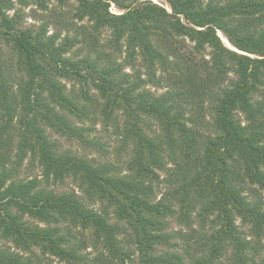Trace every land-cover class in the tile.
Returning a JSON list of instances; mask_svg holds the SVG:
<instances>
[{"label": "trees", "instance_id": "obj_1", "mask_svg": "<svg viewBox=\"0 0 264 264\" xmlns=\"http://www.w3.org/2000/svg\"><path fill=\"white\" fill-rule=\"evenodd\" d=\"M68 1L0 0V113L5 117L0 241L20 251L0 246V264H41L34 259L35 249L65 264H84L78 247L85 240L72 237L76 229L81 235L91 232L94 246L107 253L92 264L129 258L121 235L134 245L140 264H221L223 258L227 264H252L253 247L242 226L256 240L264 239V201L247 189L264 190V0H163L170 12L151 0H77L69 11L48 14L47 4L66 7ZM111 3L120 14L109 12ZM32 4L45 12L40 18L34 11L33 17L41 19L34 18L41 22L38 30L24 26L22 9ZM85 20L88 26L76 25ZM52 24L66 33L61 43L60 33L47 35ZM105 29L110 37L101 44ZM3 46L14 51L24 74L18 94L10 84ZM122 53L130 63L140 59L145 81L127 78L117 62ZM73 79L86 86L80 95L84 103L64 83ZM145 83L163 92L151 93L142 88ZM88 86L97 95L91 97ZM18 110L16 162L29 155L45 181L72 179L90 203H106L114 218L86 207L75 192L57 194L35 179H14L5 164L11 119ZM66 114L81 126L71 124ZM99 115L105 129L115 126L123 141L133 144L129 173L62 152L45 132L44 127L52 129L84 149L102 148L91 137V126L82 124ZM149 118L161 124L164 137L146 132ZM166 151L175 169L168 173L167 198L157 201L152 183L158 179L155 169L167 172ZM195 212L201 223L211 224L209 235L192 230L199 257L187 250L188 236L166 232L168 219L192 229ZM25 216L47 226L30 224ZM73 238L80 245L74 247ZM179 238L187 244L190 263L170 251ZM159 247L168 250L159 252ZM262 248L264 264V242Z\"/></svg>", "mask_w": 264, "mask_h": 264}, {"label": "rangeland", "instance_id": "obj_2", "mask_svg": "<svg viewBox=\"0 0 264 264\" xmlns=\"http://www.w3.org/2000/svg\"><path fill=\"white\" fill-rule=\"evenodd\" d=\"M13 1H16V0H13ZM76 1L77 0H69L66 7H57V8H55L57 4H54L51 2L47 4V9H48L47 12L49 15H51L53 12H60L62 10L69 11L70 9L74 7V5H76ZM151 1L153 3L159 4L160 6H163L164 8H166V10L170 12V9L168 5L165 3V1L163 0H151ZM34 11H35V15L39 16L40 18H41V15L45 14V12L40 10V8L36 6V4L29 5L28 7L22 9V12L26 14L24 26H32L33 29L38 30V27L41 24V22L38 20H41V19L33 17ZM109 12L112 14H120L121 11L118 8H116V6L113 3H111ZM9 13H12V11H10ZM34 18L38 20H35ZM89 24L90 23H88L86 20L83 23L76 21V25L78 26L80 25L88 26ZM53 33H60L61 36H60L59 43H61V40L66 35L64 30H60L54 24H52V26L48 28L47 35H51ZM109 33H110L109 30L107 29L103 30L102 35L99 38L101 41V44H105L109 40V37H110ZM69 35L73 36L75 35V33H70ZM218 35L221 37L222 42L228 48L232 49V46L228 43V41L225 39L223 34L218 31ZM186 43H188V40H186ZM3 49H4V53H3L4 60L6 61L9 67L8 72L11 74L10 84L13 86V89H14L13 92L15 94H18L17 88L24 74L19 69L20 68L18 64L19 61L14 51H12L10 47L8 46L7 47L3 46ZM82 54L83 53H80L79 55H82ZM205 54H206L205 58L208 59L209 50H207L204 53V55ZM128 61L129 59L125 57V53L118 54L117 62L120 64L123 63L124 65L123 72L128 75L127 78L130 81H134V82H136L138 79L145 81L146 73H145V69L141 67L140 59H136V60L134 59L131 63ZM64 83H66V87L68 90H72L76 92L75 94L79 97V99H81V96H80L81 90L86 89L85 85H81V83L77 82V80L75 79L64 81ZM88 88H89L88 93L91 97L92 96L94 97L95 95H97V92L94 90L92 86H88ZM142 88L147 91H150L151 93L157 94V95L163 92L162 89H157L153 87L151 84H146V83L143 85ZM80 102L84 103L85 101L84 100L82 101L81 99ZM99 102L102 104L103 101L100 100ZM2 113L3 112L0 113V126L3 125L5 122V117L1 116ZM19 113L20 111L18 110L16 114L12 115L11 124L13 125V130L10 129L11 151L8 152L10 159H9V162L5 164V167L7 169L13 170L15 172L13 175L14 179L22 180L25 182L35 179L39 182L40 188L52 190L56 192L57 194L75 192L77 195L80 196V198L82 199L86 207L93 208L100 212H102L103 210H106L109 213L110 217L114 218L112 214V210L110 209L109 206H107L106 203H99L96 201L93 204L90 203L89 199L85 195H83V193L77 187L76 182H74L72 179H66L63 183H58V182L55 183L52 180H49L48 182L45 181V178L42 175L41 168L38 166L36 161L30 158L31 156L29 155L20 164L16 162V159H14V155L16 153L15 145L18 143L17 131L20 129L18 125V118L20 117L21 114L19 115ZM118 115H119L118 123L119 122L122 123L124 117H122V113H118ZM66 117L69 119L71 124L81 126V124L79 123L80 120L77 119L75 116L66 114ZM208 118L209 117L207 116L206 120L210 121V119ZM240 118H241L240 120H243L241 116ZM93 121H94L93 123H91L90 121H84L82 122V124L91 126V129L93 131L91 134V137H95L98 141H100L102 148L84 149L83 147H81V145L77 141L68 139L64 135L61 136L58 133H56L54 130L49 129L47 127H44V128H45V132L49 136L50 141L54 142L58 146L60 151L65 152V153L75 154L79 157H84V158L93 160L96 164L99 163V164L108 165L112 167L117 173H122V174L129 173V171L127 170L128 169L127 167H128V162L133 157V144H126L123 141L122 135L120 134V132L116 130L115 126L111 125L108 127V129H105L104 128L105 124L103 123V118L101 115L94 118ZM147 123H148V129L150 130V131H146L148 134H151V135L155 134V135H158L160 138L164 137V131L162 129V126L157 120L153 118H149L147 120ZM169 154H170V151H166V153L163 155L164 156L163 160H164V163L166 164L167 172H161L155 169V173L158 175V179L154 180L152 185L154 186L155 200L157 201L163 198L165 199V197L167 198V193H169L168 180L170 178L168 176V173L170 172L173 173V170L175 169L174 165H172L170 161L171 158L169 157ZM173 180H174V177L171 179V181L173 182ZM248 188L254 191V192L252 191L254 193L253 198H259L264 201V190H260V189L258 190L256 186H247V189ZM191 217L194 223L192 225V229H188L187 227L184 226V224L178 223L175 219H168L167 220L168 227H167L166 232L170 234L181 233V234L188 236V239L190 240L188 241L189 248L187 250H189V252L192 255L199 257V253L194 248L195 240L191 236L192 230H195L197 232V233H194V235H197V236L199 232L206 233V235H209L211 232V224L208 221L207 223L205 222L204 224L201 223L200 218L196 216V212ZM25 219L28 223L33 224V225H38L41 227L47 226V224H44L43 222L35 218H30L28 216H25ZM237 223H239V220L237 221ZM62 228H65V226L62 225ZM242 230L246 232L245 236H247V240L250 241V244L253 247V249L249 253L250 257H252L253 259L252 264H261V259L263 256L262 246H263L264 239L256 240L254 237H252V235H250L248 232L249 228L247 226H242ZM78 232L80 231H78L77 229L75 231H71L72 237H74L75 239L84 238L85 240L83 241L84 243L80 245V243L77 242V240L73 238L71 240V244L74 247L77 245H80L78 247V251L80 252L79 255L82 258L86 259L82 263L84 264L95 263L97 256L100 255V253L104 255L107 254L105 250H102L100 248V246H94V242L91 239V232L90 233L86 232V233H83L82 235L79 234ZM119 239L123 243L122 244L123 248L128 250V253H130V257L126 258L123 263L115 262L114 264H140L138 252L136 251L134 245L128 242L127 236L121 235L119 236ZM172 242L175 243L174 244L175 248L170 249V251L178 253L184 258L186 262L190 263L188 259L189 256L187 252H185L186 251L185 247L187 245L185 244V241L179 238ZM95 245H98V244H95ZM0 246L4 249L14 250L15 252L20 253V251H17L7 241L1 240ZM158 249H159V252L168 250L166 247H159ZM34 253H35L34 259L39 257L41 264H65L64 262H61L57 258L52 257L50 255H45V256L41 255L38 249H35ZM23 256H24V259L29 258L28 254H23ZM30 257H33V256L30 255ZM221 264H227V260L223 258L221 261Z\"/></svg>", "mask_w": 264, "mask_h": 264}, {"label": "bare ground", "instance_id": "obj_3", "mask_svg": "<svg viewBox=\"0 0 264 264\" xmlns=\"http://www.w3.org/2000/svg\"><path fill=\"white\" fill-rule=\"evenodd\" d=\"M231 49V48H230ZM232 50H233V48H232ZM235 50V49H234ZM236 51V50H235Z\"/></svg>", "mask_w": 264, "mask_h": 264}]
</instances>
